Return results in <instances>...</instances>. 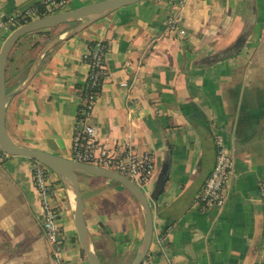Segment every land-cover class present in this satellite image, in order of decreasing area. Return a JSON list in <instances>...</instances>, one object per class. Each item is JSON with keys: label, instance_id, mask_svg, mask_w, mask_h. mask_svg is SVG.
I'll return each mask as SVG.
<instances>
[{"label": "crops", "instance_id": "1", "mask_svg": "<svg viewBox=\"0 0 264 264\" xmlns=\"http://www.w3.org/2000/svg\"><path fill=\"white\" fill-rule=\"evenodd\" d=\"M39 1L0 0V17ZM100 1L68 0L64 10ZM169 17L177 19L175 32L166 29ZM81 22L56 26L48 40L51 34H26L12 48L7 91L22 87L39 60L7 101L10 137L71 157L87 73L81 54L103 40L107 76L90 122L99 144L127 143L154 155L155 172L141 186L153 212L152 264H264V0H140L77 27ZM215 134L234 169L223 204L204 208L195 198L214 167ZM33 164L24 156L0 158V264H53ZM49 175L63 263L90 264L75 230L74 199ZM77 177L94 252L102 264H130L144 234L141 206L115 181Z\"/></svg>", "mask_w": 264, "mask_h": 264}, {"label": "built area", "instance_id": "2", "mask_svg": "<svg viewBox=\"0 0 264 264\" xmlns=\"http://www.w3.org/2000/svg\"><path fill=\"white\" fill-rule=\"evenodd\" d=\"M184 3L186 0H170ZM68 0H40L38 4L27 9L16 10L0 17V33L9 34L18 26L40 17L55 14L64 10ZM168 32L177 30V19L169 17L166 20ZM108 45L103 40L90 43L81 54V59L87 67V73L80 86L77 113L74 118L71 146V159L114 171L130 180L139 187L148 182L156 168L155 158L151 152H138L129 144L108 148L99 144L96 139V129L90 122L95 103L100 93L101 85L107 76L106 54ZM216 154L214 167L206 178L195 202L204 208L222 205L225 192L231 182L234 158L222 145L221 136L215 134ZM6 153L0 151V158ZM50 172L46 166L35 162L32 168V179L37 189L43 208L42 227L46 241L50 246L53 264L63 263V230L58 222L59 209L51 204L52 193ZM260 200L264 203V180L258 183ZM164 233L157 234L155 242L162 240ZM141 264H152L147 255Z\"/></svg>", "mask_w": 264, "mask_h": 264}, {"label": "water", "instance_id": "3", "mask_svg": "<svg viewBox=\"0 0 264 264\" xmlns=\"http://www.w3.org/2000/svg\"><path fill=\"white\" fill-rule=\"evenodd\" d=\"M140 0H103L88 4L73 10H64L55 14H50L26 22L5 36L0 47V151L8 155L24 156L35 160L54 172L61 180L62 184L73 195L74 199V224L77 237L83 252L90 264H102L97 254L91 246V240L84 221L83 201L78 173H86L93 176L110 179L122 185L137 200L143 211L144 234L140 246L130 264H141L147 255L153 236V212L148 203V198L141 187L132 180L105 168L78 162L71 158L61 157L49 152L27 148L18 145L8 134L5 125V111L7 101L20 92L23 86L29 81L36 69L37 59L34 66L25 80L24 85L17 90L7 91L6 84V64L9 53L21 37L26 34L40 30L51 29L64 23L82 21L77 27L84 26L90 22L103 18L120 7L136 3ZM76 27V28H77ZM73 28V31L76 29ZM58 41V40H55ZM50 46V44H49Z\"/></svg>", "mask_w": 264, "mask_h": 264}, {"label": "rangeland", "instance_id": "4", "mask_svg": "<svg viewBox=\"0 0 264 264\" xmlns=\"http://www.w3.org/2000/svg\"><path fill=\"white\" fill-rule=\"evenodd\" d=\"M54 28H56V29H53V28H51V29H47V31H41V32H37V34H39V35H41L42 36V34H51V35H47L46 36V38L45 39H50L51 37H53V36H55L56 35V31L58 30V28L57 27H54ZM5 35H8L7 33L5 34Z\"/></svg>", "mask_w": 264, "mask_h": 264}, {"label": "trees", "instance_id": "5", "mask_svg": "<svg viewBox=\"0 0 264 264\" xmlns=\"http://www.w3.org/2000/svg\"><path fill=\"white\" fill-rule=\"evenodd\" d=\"M41 31H47V29H45V30H40V31H37V32H41ZM33 160V159H32ZM33 162L35 163L36 161L35 160H33ZM166 231V227L163 229V232H165Z\"/></svg>", "mask_w": 264, "mask_h": 264}, {"label": "bare ground", "instance_id": "6", "mask_svg": "<svg viewBox=\"0 0 264 264\" xmlns=\"http://www.w3.org/2000/svg\"><path fill=\"white\" fill-rule=\"evenodd\" d=\"M73 196V195H72Z\"/></svg>", "mask_w": 264, "mask_h": 264}]
</instances>
